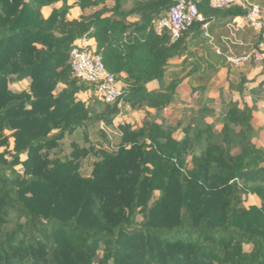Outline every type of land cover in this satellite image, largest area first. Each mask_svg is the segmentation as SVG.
I'll list each match as a JSON object with an SVG mask.
<instances>
[{"label": "trees", "instance_id": "1", "mask_svg": "<svg viewBox=\"0 0 264 264\" xmlns=\"http://www.w3.org/2000/svg\"><path fill=\"white\" fill-rule=\"evenodd\" d=\"M67 1L0 0V264H264V149L254 138V100L239 107L221 95L207 98L179 141L152 120L136 130L119 126L117 151L101 153L88 179L79 173L85 151L49 158L65 136L109 126L124 107L153 118L164 112L196 71L165 84L168 63L202 34L199 22L176 41L156 33L173 0H74L81 12L92 10L77 21H67ZM197 8L205 23L247 13L236 4L213 9L209 0ZM263 35L264 21L251 52ZM84 38L122 85L113 104L74 77L69 53ZM27 79L28 91L7 87ZM86 93L92 102L77 100ZM213 105L224 108L217 127L205 122ZM246 194L261 207L245 209Z\"/></svg>", "mask_w": 264, "mask_h": 264}, {"label": "rangeland", "instance_id": "2", "mask_svg": "<svg viewBox=\"0 0 264 264\" xmlns=\"http://www.w3.org/2000/svg\"><path fill=\"white\" fill-rule=\"evenodd\" d=\"M259 5L260 3H254ZM127 6L126 8H128ZM51 10V9H50ZM49 9H45L42 11V16L45 17L50 14ZM73 13V12H72ZM92 13V10H86L81 12L76 10L75 14L71 17H76L79 20L81 15H89ZM67 21H77L70 20V18H66ZM72 19V18H71ZM256 42V38L251 40L249 43L252 45ZM205 38H202L201 41L197 44V47L201 49H208L210 45L208 44ZM251 46L248 45V41L245 43V46L240 50H233V54L235 56H240L244 53L251 52ZM188 59V66L181 67L180 63L175 62L172 63L174 66L173 69L167 71L164 75V83L167 84L174 78L182 77L190 67L198 66L203 69V76L199 78L197 82H194L192 86H205L208 91L203 92L202 94L198 91H193L192 88L188 84H182L177 90V94L175 97V101L170 105L164 112L160 113L157 117L153 118V114L151 112H132L128 108H123L121 117H116L111 125L104 126L103 124H95L90 126L88 129H79L74 132L70 136H65L58 144L57 148L49 153V158H58L61 160L71 159V153L74 148L78 150H82L86 152V156L83 157L80 161L79 173L84 179H88L91 177L92 169L94 163L98 162L101 159V153H113L116 152L120 141H121V132L119 130V126L128 125L132 130H136L142 126V124L146 121H153L157 125L164 127L165 129L174 130L172 134V138L175 140H181L183 137V129L187 126L190 119H197V110L200 109L204 104L206 99L208 98V94L210 95H218V92L221 91L222 98L224 102L234 101L238 99V95L236 91H233L230 86H236V84L240 81L241 76L245 74V70L247 68L248 74L251 73L252 80L258 81L259 69L261 64H247L241 68L234 69L232 68L225 60L222 62L225 65L223 66V70L219 73H209L207 69H205L206 61H201V59L196 58L194 56H190ZM227 63V65H226ZM253 70V73L251 72ZM206 74V75H205ZM213 79V81H212ZM212 81V82H211ZM30 79L23 80L21 82L16 83H8L7 87L12 93H21L29 90ZM206 83V84H205ZM157 86V84H156ZM62 88L61 85L58 86V89ZM57 92V91H56ZM94 94V93H93ZM93 94L86 93L80 94L76 98L78 101L84 102L85 104L92 102L90 99L93 97ZM247 94V90L245 92ZM260 96V94H259ZM258 93L251 89L248 85V103L250 101H255L258 99ZM264 99V93H263ZM215 107L214 118H207L205 120L206 123H214L215 127H217V119H219L223 113L224 108L219 105H213ZM254 116L253 123L254 126L257 127V131L254 135L256 140V144L259 148L264 149V126L261 130L259 125L261 122H264V113L263 109L257 106L254 107ZM153 118V119H152ZM196 122V121H195ZM259 123V124H257ZM259 127V128H258ZM8 137V151H11L13 148V139L10 137V132L5 131L4 133ZM128 149V146L126 147ZM5 147L0 148V154L5 151ZM7 159H10L9 155L5 156ZM25 160V156L21 157V161ZM16 170L20 173L22 172V167L18 165ZM157 193L155 194V197ZM243 207L245 209H249L250 207H254L259 209L261 207V200L254 194H246L243 196Z\"/></svg>", "mask_w": 264, "mask_h": 264}, {"label": "built area", "instance_id": "3", "mask_svg": "<svg viewBox=\"0 0 264 264\" xmlns=\"http://www.w3.org/2000/svg\"><path fill=\"white\" fill-rule=\"evenodd\" d=\"M161 1V0H153ZM200 0H173L165 16L161 17L154 26L158 35L167 33L171 41L180 38L182 32L186 31L194 23H202L201 30L204 38L211 41L207 32L208 24L204 22L202 15L199 13L197 4ZM210 7L213 9H223L229 5L236 4L246 9L245 16L233 19L232 23L227 26L230 31L229 38L223 39V43L239 45L236 41L235 33L246 25L260 30L264 21V10L257 4L248 3L246 0H209ZM229 55L226 62L233 68H241L247 64H261L260 75L264 81V41L257 46V52H248L240 56L232 54L229 44H227ZM216 54L220 55L219 51ZM69 63L74 77L84 83L95 87L94 94L99 102L104 104H113L121 94V83L114 77L110 76L104 69L100 56L97 55L89 39L84 38L75 41L72 44L69 53ZM125 109L127 107H124ZM123 110V109H122ZM122 110L117 117H121Z\"/></svg>", "mask_w": 264, "mask_h": 264}, {"label": "crops", "instance_id": "4", "mask_svg": "<svg viewBox=\"0 0 264 264\" xmlns=\"http://www.w3.org/2000/svg\"><path fill=\"white\" fill-rule=\"evenodd\" d=\"M246 1L248 3H251V4L260 3L261 6L262 5L264 6V0H246ZM67 4H68V6H70V9H69V11H68V13L66 15V18H68V19L70 18V20H77L78 18L71 17V14L74 15L76 10L80 11L76 7V5L74 4V0H68L67 1ZM60 6H61V3H56V4H53L50 7L43 8L42 11H44L45 9H49V10L50 9L51 10L52 9H58V8H60ZM262 9L264 10V7H262ZM51 10H50V12H51ZM81 14H82V12H81ZM48 15L45 16V18H47ZM239 18L240 17H238L236 19L239 20ZM232 21H233V19H229V18H216V19H213L211 22L207 23L208 24L207 32H208L209 36L211 37V41H209L206 38L205 39L207 41H209L208 44L210 45V47L208 49H201V48L197 47V44L201 41L202 38H204L203 32H202V34H201L200 37H198V38H196L194 40L188 38L186 40L187 52H186L185 56L182 59H180V60L169 62L168 63V67H170L169 70H171V69L174 68L175 65H173L172 63H175V62L180 63L179 66H181V67L188 66L189 63H188V59L187 58L190 57V56H194L196 58L201 59V61H206V64H205V67L204 68L207 69L208 74L211 73V72L217 74L220 71H222L223 70L222 68L225 65L222 62L224 60L226 61V57L229 55V50L227 48V44H229V47H230L231 52L233 54V50L234 49L237 50V48H238V50H240L241 48H243L245 46V43L247 41H248V45L252 46L249 42L251 40L255 39V38H256V41H257L258 36L260 35V31H261V29L260 30H256V29L250 27L249 25H246L243 28L239 29L235 33V35H236V41H237L238 44H241V46H239V45H232L230 43L225 44V43H223V39L229 38L230 31L227 29V26L229 24H231ZM262 39L264 41V35H263V38ZM89 44L93 48L94 41L92 39H89ZM216 51H219L221 54L220 55L216 54ZM185 58H186V63L182 66L181 63H182V61ZM226 65H227V63H226ZM192 69H196V71L194 73H192V74H189V72ZM234 69H236V68H234ZM169 70H167V71H169ZM202 71H204V70L201 69V68H199L198 66L190 67V69H188L187 72L183 75V76H186L187 74H189V76H187L181 82L180 85H182V84H188L192 88V90H194V91L196 89H198L199 87H203L204 85L203 86H197V87L192 86V84L194 82H197L199 80V78H201L203 76ZM251 72L253 73V70H251ZM259 75H260V69H259ZM251 76H252L251 73L248 74V71H247V68H246L245 74L241 76L240 81L236 84L235 87L234 86L231 87L233 89V91H236V93L238 95V99L237 100H234L233 102H238L239 103V107L242 106V103H245V104H247L249 106L252 105V101H250V103H248V85H249L251 89H254L258 93V97H257L258 99L256 100L255 106H257L258 109L259 108H262L263 109V113H264V99H263L264 85H259L260 82L262 81L261 75L258 78V81L248 82V80H252ZM241 80H244L245 84H244V86L242 88V95L240 96L239 93H238V91H237V86L239 85V83L241 82ZM212 81H213V79H212ZM156 84H157V86H156ZM157 88H158V83L157 82H154V83H152V84L149 85V89L150 90L157 89ZM246 90H247V94H245ZM204 91L206 92V91H208V89L205 87ZM221 93L222 92L219 91L218 92V95L215 96V95H210V92H209L208 99L216 100L220 95L222 97V94ZM259 94H260V96H259ZM149 112L153 113V111H150V110H149ZM254 113L255 112H253V116H254ZM257 124H259V123H257ZM259 126H260V128L258 127L259 128L258 130H261V128L264 126V122H261V125H259ZM254 128L257 131V127L254 126Z\"/></svg>", "mask_w": 264, "mask_h": 264}]
</instances>
